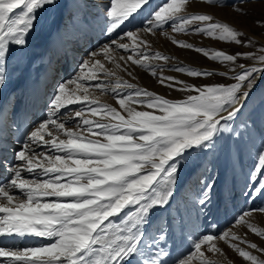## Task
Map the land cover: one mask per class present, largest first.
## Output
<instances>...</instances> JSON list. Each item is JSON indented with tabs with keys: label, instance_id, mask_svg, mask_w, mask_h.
Listing matches in <instances>:
<instances>
[{
	"label": "snow or ice",
	"instance_id": "obj_1",
	"mask_svg": "<svg viewBox=\"0 0 264 264\" xmlns=\"http://www.w3.org/2000/svg\"><path fill=\"white\" fill-rule=\"evenodd\" d=\"M250 2L0 0V90L31 62L43 16L66 8L74 29L99 33L74 74L45 85L39 114L21 119L15 93L0 100V264H168L177 230L191 251L172 264H234L225 247L264 264L247 238L264 240V202L253 207L264 197V43L214 11L248 16ZM161 38L216 70L155 49ZM138 71L182 95L141 86Z\"/></svg>",
	"mask_w": 264,
	"mask_h": 264
},
{
	"label": "bare ground",
	"instance_id": "obj_2",
	"mask_svg": "<svg viewBox=\"0 0 264 264\" xmlns=\"http://www.w3.org/2000/svg\"><path fill=\"white\" fill-rule=\"evenodd\" d=\"M66 1L67 0H61V3L65 4ZM222 10L216 9L215 14L219 17L230 20L231 22L237 23L236 19H234L236 17L233 18L230 13ZM64 12L67 14L66 8L57 10L56 12L50 13L41 18L40 27L30 38V51L32 52L31 62L27 67L21 69L12 77L7 87L0 90V100L7 99L10 93H16V96L21 100V119H23L25 108L28 110L29 118L33 112L39 114V110L46 99L45 85L51 81L53 76H61L65 79L69 71L77 64L76 57L80 54H78L77 50H74L75 47L73 48L72 43L76 42V44L81 43V45H83L85 42V46H81V50L85 51L89 49L91 44H94L97 41L96 34H98V31L85 34L74 28L69 30L65 37H61L59 34V20ZM257 17L262 18L263 16L259 15ZM240 18L242 22H247L244 16H240ZM68 23L70 24V21ZM89 35L92 40L86 41L84 38ZM86 42L88 44L87 46ZM173 48L175 49L176 47L173 46ZM59 53L63 54L61 58L62 65L61 67L57 66V68H55L56 62L58 63ZM75 55L76 59L74 58ZM42 61H45V63H41ZM24 122L26 123L27 121L24 120ZM5 146L7 147V145ZM3 175H5L3 170H0V178H3ZM238 206H240V204ZM192 215L194 219V210ZM261 219L262 217L257 214L254 222L259 224ZM259 226H264V224H260ZM177 232L179 231H176L174 239L169 240L166 245V248L170 250V255L177 253V251L181 249L180 243H178ZM252 236L254 235L249 234L247 238L250 239ZM225 249L227 248L225 247ZM225 252L227 255L232 254V251L230 250H225Z\"/></svg>",
	"mask_w": 264,
	"mask_h": 264
},
{
	"label": "rangeland",
	"instance_id": "obj_3",
	"mask_svg": "<svg viewBox=\"0 0 264 264\" xmlns=\"http://www.w3.org/2000/svg\"><path fill=\"white\" fill-rule=\"evenodd\" d=\"M88 2H89L90 5H94L96 3V0H88ZM160 2H161V0H152L153 5H156V4L160 3ZM65 4H67V1L65 2ZM244 7L249 9V11H250V14L248 16H244L245 20L248 23L245 22V21L242 22L241 18H240V15L232 12L229 8H224L223 10L222 9L221 10L230 13L233 18L236 17L234 19H236L237 23L231 22L230 20H227V19H225L223 17H219L216 14L215 15H216V17L218 19H220L222 21H225V22H229L232 25H234L237 29L242 30L245 33L246 37H251L253 40H255V41L259 42V43H264V28H262L260 25L255 23V21L259 20V19L262 22H264V2H262V0H251V2L246 4V5H244ZM91 10L93 12L98 11V9L95 8V7H92ZM209 11H213V10H209ZM258 14L263 16V17L262 18L257 17V16H259ZM67 18H68V15L65 14V12L62 13V15L60 16V20H59V22H60L59 34L61 35V37H65L67 32L73 28L71 23L70 24L68 23L69 20ZM137 19H139V18H137ZM98 35H99V33L96 34L97 38H98ZM90 37L91 36L89 35L88 37H86L84 39L86 41L87 40L91 41L92 39ZM182 38H187V37H182ZM100 42L103 43V40L101 39ZM190 42H196L198 46H213V42L212 41L207 40V39H202L200 37H192V38H190ZM72 45H73V48L75 47L74 50L75 51L77 50L78 54H80V55H77V57H76V55L74 56V58L75 57L77 58V59L75 58L76 59V63H77V61H82V59L86 57V50L85 51L81 50V46H85V42H84L83 45H81V43L76 44V42L72 43ZM87 45L88 44L86 42V46ZM95 46H96V42L94 44H91L89 46V49H87V51L93 50V48H95ZM215 46L219 47V48H225L226 47V45H224L222 43L221 44H216ZM153 47L155 49H157V50L165 51L166 54L174 55L177 58V60H179V61H181L183 63H186L189 66L201 67V68H205L206 67V68H209V69H212V70H216L215 69V65L213 63L209 62L206 58H203L199 54H196V53H194L192 51H189V50H179L177 48L174 49L173 46L170 45V43H165L162 38L159 39V40H155L154 43H153ZM241 50H246V49H241ZM31 53L32 52L30 51V54ZM62 55H63L62 53L58 54V63L56 62L55 68H57V66L61 67V65H62L61 64ZM31 59H32V57H31ZM41 63H45V61H42ZM75 66H77V64ZM35 67H37V66H35ZM71 70L69 71V73L67 74L65 79L69 78V74L70 73L74 74V73H72ZM137 74L139 75V81L138 82L140 83L141 86H147L150 90H154V91H156L158 93H161V94H167V95L170 96V98H176V97H179V96L182 95L181 93H178V92H170L169 93L168 89L161 87L159 84H157L147 74H144V73L139 72V71H138ZM166 74L179 75V74H176V73H166ZM121 75H124V74L121 73ZM125 78H127V77L125 76ZM180 78L185 79L188 82L195 83V84L210 82L209 80L191 79V78H188L187 76H183V75H181ZM215 79L220 81V82H223L222 79H220L219 77H216ZM97 95H99V94H97ZM100 99L102 101L108 102V103H112L113 102L112 98L109 97V96H102V97H100ZM259 102H260L259 101V96L254 94L253 100L250 101V104H259ZM247 110L248 109H246L245 111L247 112ZM242 162L245 165V168H247L248 166L251 165V160L249 159L247 154L244 155ZM221 163L223 165V161ZM237 172L239 173V166H237ZM229 175H230V173H229ZM238 179L242 180V177H238ZM221 183H223V181H221ZM218 192H219V189H218ZM253 200L255 201L254 204H253V207H255L257 205H260L262 202H264V197H259V198H255L254 197ZM237 203H238V205L240 204V207L241 206L244 207L243 198L238 200ZM221 225H222V227L224 226L223 218L221 219ZM177 238H178V243H180V246H181L180 248L181 249H179L177 251V253H175L173 255H170L168 257V264H172L173 260H175L177 258H183V255H186L189 251H191L189 241L182 240L180 238V233L179 232H177ZM249 240L252 241V242L257 243L258 246H260V247H264V240H262L261 238L256 237L255 235L252 236ZM225 250H228V249H225ZM254 254L261 255L260 253L255 252V251H254ZM227 257L231 261H234V264H247V263H244L241 258H238V256L236 254H234L233 252H232L231 255H227ZM262 258H264V256H262ZM196 264H198V261L196 262Z\"/></svg>",
	"mask_w": 264,
	"mask_h": 264
}]
</instances>
